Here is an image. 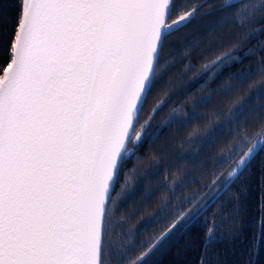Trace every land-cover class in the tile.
I'll use <instances>...</instances> for the list:
<instances>
[{
	"label": "snow or ice",
	"instance_id": "obj_1",
	"mask_svg": "<svg viewBox=\"0 0 264 264\" xmlns=\"http://www.w3.org/2000/svg\"><path fill=\"white\" fill-rule=\"evenodd\" d=\"M17 6L8 59L0 65V264H153L264 149V118L241 121L248 105L235 83L253 73L224 76L233 61L242 63L235 49L251 35L247 24L264 16V0H223L216 8L222 17L209 28L215 39L207 47L185 42L179 60L175 41L194 18L213 10L209 0H19ZM230 25L239 30L235 35H216ZM184 59L190 61L185 71L199 63V88L211 85L192 107L212 104L215 96L222 110L212 120L227 122L203 139L199 155L186 159L198 161L217 145L208 162L218 154L219 160L198 178L213 177L198 194L184 197L175 211L165 199L135 227L136 213L120 215L135 199L133 193L120 200L129 179L125 166L159 139L154 122L179 83L164 81ZM197 118L178 106L163 124L187 128ZM200 132L193 128L186 143ZM221 133L235 143L218 141ZM225 167L230 170L217 172ZM197 182L165 177L159 187L175 200L176 191ZM153 195L145 192L148 199ZM160 221H167L162 231L141 239ZM213 233L207 227L206 242ZM205 252L202 245L197 264H207Z\"/></svg>",
	"mask_w": 264,
	"mask_h": 264
},
{
	"label": "trees",
	"instance_id": "obj_2",
	"mask_svg": "<svg viewBox=\"0 0 264 264\" xmlns=\"http://www.w3.org/2000/svg\"><path fill=\"white\" fill-rule=\"evenodd\" d=\"M18 3L19 0H0V65L5 64L8 59V49L19 12ZM231 27L225 31L235 35L239 30ZM246 27L247 33L245 34L251 33V35L235 49V55L242 59V63L233 61L232 66L224 73L225 77L239 72L253 73L249 80L235 81L239 95L248 105L241 121L249 117L264 118V91H261L264 89V73L260 71L261 68H264V43H262L264 42V16L250 21ZM257 28L262 30L255 31ZM214 39L215 36L212 40ZM206 41L200 42V44L207 47L211 41L209 43ZM249 50L251 55L245 56ZM187 63L190 64L188 59L180 65L177 64L175 70L165 78L164 83L177 80L179 83L175 86L171 103L159 113L154 122L153 131L159 133V139L155 143H147L138 153L140 159H133L125 166L127 171L136 165L138 170L136 183L143 184L139 191H135V199L129 200L127 206L120 213L122 216H127L130 214L129 211L134 208L136 216L130 223L135 227H139L144 219L153 215L157 206L165 199L171 201V207L175 211L176 206L184 197L198 194L200 189L207 185L213 177L207 175L203 179L198 178L206 170L215 167L219 160L218 154L217 159L208 162L212 153H218L217 145H209L199 156L198 161L191 158L186 159L192 155H199L203 139L215 129L217 124L227 127L225 119L212 120L213 114L222 110L219 98L214 96L212 104L192 107L193 102L199 96L208 93V87L211 85L203 89L199 88L196 81L200 65L196 61H192L196 66L190 67L188 71L184 72ZM206 79L207 76L204 77V80ZM203 82V80L199 81L201 84ZM258 92L259 94H257ZM158 98L163 97L161 95ZM177 105L182 106L188 113L195 112L198 118L193 120L187 128L166 126L157 131L159 120L167 117L171 108ZM143 118L144 116L141 119L143 120ZM248 122L253 124L255 120L249 119ZM237 123L239 124L240 121ZM195 127L201 128L200 135L193 139L191 144H188L186 140ZM205 128L207 131H204ZM217 139L218 141L226 139L230 143H235L231 137H225L223 133ZM152 157H155V161ZM262 164H264V149L231 186L208 205L200 220L190 225L189 229L171 238L167 246L154 257L153 264H197L202 255V245L206 249L207 264H264V223H261L264 221V169L261 167ZM157 170H159V174L154 175ZM228 170L230 169L225 167L217 169V172ZM165 177L168 178V182L180 183L183 181L185 185H189L194 179L198 182L184 187L182 192L176 191L177 198L173 200L171 192L159 187L165 183ZM243 187H246V191L241 190ZM147 191H155L150 199L145 197ZM209 195H211V190L206 189L205 198ZM125 197L121 200H124ZM171 219L172 216L169 214L168 220ZM205 220L210 221L207 226L204 224ZM166 222H158L160 226H156L154 231L142 236L141 239L157 235L163 230L161 226ZM207 227L214 228V239L206 242L204 238ZM137 242L139 243V241ZM254 242L255 250L253 251Z\"/></svg>",
	"mask_w": 264,
	"mask_h": 264
},
{
	"label": "rangeland",
	"instance_id": "obj_3",
	"mask_svg": "<svg viewBox=\"0 0 264 264\" xmlns=\"http://www.w3.org/2000/svg\"><path fill=\"white\" fill-rule=\"evenodd\" d=\"M259 3H260V0H252L250 4L259 5ZM220 19H221V18H215V19L210 20V21L207 23V25L205 26V29L207 28L206 31L200 36V38H198V40H196V42H199V43H200V42H203V41L207 40L206 42L209 43V42L214 38V35H209V28H210V26H211L212 24L216 23V22L219 21ZM230 27H231V25H230ZM230 27H229L228 29H230ZM194 28H195V26H193V25L188 26V27L184 30V32L181 33V34L186 35L187 38L189 39V38H191V37H193L194 35L197 34V32H196V30H195ZM231 28H232V27H231ZM225 30H227V29L218 30L217 33H216V35H219V34H220V31H225ZM181 37L183 38L182 35H181ZM185 42H187V39H185V40L183 39V40H181V41H179V42L176 43V45H178V48H179L178 51L176 52V60H177L178 58H180V52L183 51V49L181 48V46H182ZM194 43H195V42H194ZM173 63H175V60L173 61ZM186 65H189V64L187 63ZM184 68H185V67H184ZM184 72H186V71L184 70ZM178 106H179V105H177L176 107H178ZM165 119H167V117H165V118L159 120V124H158V127H157V131H160L162 128H164V127L167 126V125L163 124V121H164ZM131 165H132V164H131ZM126 172H127V175H128V177H129V179H128V181H127V187L125 188V192L120 196V200H121L122 198H124L125 196H127V193L129 192L130 187H132V186L136 183L135 181L137 180V172H138V170H137L136 165H135L134 167L129 168V170H127ZM117 191H119V188L117 189Z\"/></svg>",
	"mask_w": 264,
	"mask_h": 264
},
{
	"label": "flooded vegetation",
	"instance_id": "obj_4",
	"mask_svg": "<svg viewBox=\"0 0 264 264\" xmlns=\"http://www.w3.org/2000/svg\"><path fill=\"white\" fill-rule=\"evenodd\" d=\"M251 1L252 0H244V2H247V3H251ZM209 3H212L215 7L213 8V10L211 11V12H206L204 15H201V16H199V17H197V18H194L193 20H192V22L189 24V26H191V25H193V26H195V30H196V32H197V34L196 35H194L193 37H191V38H187V36L186 35H184V34H180V35H182L183 36V38L181 37V39L180 40H178V41H175V45H174V51H176V50H178L179 48H178V45H176V43L177 42H179V41H181V40H185V39H187V41H194L195 42V40H198V38L206 31V29H205V26L207 25V23L210 21V20H212V19H215V18H221L222 17V14L221 13H219L218 11H216V8H218L219 7V5L220 4H222L223 3V0H209ZM174 40H175V38H173ZM180 58H178L177 60H179ZM184 60H187V59H184ZM183 60V61H184ZM183 61H182V63H183ZM181 63H179L178 65H180ZM136 182V181H135ZM138 184L137 183H135L132 187H130V190H129V192L127 193V196H129L130 194H135V191L137 190L136 189V186H137ZM155 191H157V190H155ZM155 191L153 192V193H155ZM126 196V197H127ZM125 197V198H126ZM130 213H136V211H135V209L133 208L132 210H130L129 211ZM134 219V218H133ZM132 225H134V224H132ZM156 226H160V223H157V225ZM155 226V227H156ZM138 243V242H137Z\"/></svg>",
	"mask_w": 264,
	"mask_h": 264
},
{
	"label": "water",
	"instance_id": "obj_5",
	"mask_svg": "<svg viewBox=\"0 0 264 264\" xmlns=\"http://www.w3.org/2000/svg\"><path fill=\"white\" fill-rule=\"evenodd\" d=\"M261 150H262V149H261ZM261 150H259V151L256 153V155L251 159V161L249 162V164H250V163L252 162V160H253V159H254V158L260 153ZM249 164H248V165H249ZM247 167H248V166H247ZM245 169H246V168H245ZM239 176H240V175H239ZM239 176H238V177H239ZM238 177H237V178H238ZM237 178H236V179H237ZM236 179H235V180H236ZM235 180H234V181H235ZM234 181H233V182H234ZM233 182H231L230 185H229L227 188H225L223 191H221L220 193H218L217 198H218L220 195H222V194H223V193H224V192H225V191L231 186V184H232Z\"/></svg>",
	"mask_w": 264,
	"mask_h": 264
}]
</instances>
